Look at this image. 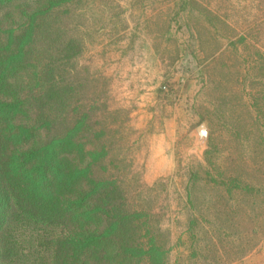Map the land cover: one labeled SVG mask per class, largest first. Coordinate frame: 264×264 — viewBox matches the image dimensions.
Wrapping results in <instances>:
<instances>
[{"label": "rangeland", "instance_id": "rangeland-1", "mask_svg": "<svg viewBox=\"0 0 264 264\" xmlns=\"http://www.w3.org/2000/svg\"><path fill=\"white\" fill-rule=\"evenodd\" d=\"M65 6L53 48L70 53L68 78L108 131L109 174L159 229L167 264H264V193L244 214L245 196L209 182L239 167L264 190V0Z\"/></svg>", "mask_w": 264, "mask_h": 264}, {"label": "trees", "instance_id": "trees-1", "mask_svg": "<svg viewBox=\"0 0 264 264\" xmlns=\"http://www.w3.org/2000/svg\"><path fill=\"white\" fill-rule=\"evenodd\" d=\"M71 1L7 0L0 14V264H167L159 229L130 212L109 174L108 131L90 121L93 106L68 78L70 53L53 48L56 16ZM241 174L224 170L209 182L245 196L249 214L264 190Z\"/></svg>", "mask_w": 264, "mask_h": 264}]
</instances>
